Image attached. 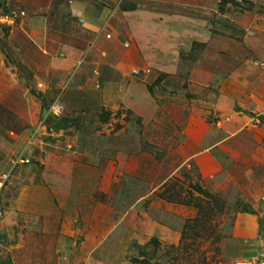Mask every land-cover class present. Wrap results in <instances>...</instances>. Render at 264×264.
<instances>
[{
	"label": "rangeland",
	"instance_id": "obj_1",
	"mask_svg": "<svg viewBox=\"0 0 264 264\" xmlns=\"http://www.w3.org/2000/svg\"><path fill=\"white\" fill-rule=\"evenodd\" d=\"M30 1L0 0V264L57 228L58 264H264V0H83L74 57L42 48L71 0Z\"/></svg>",
	"mask_w": 264,
	"mask_h": 264
},
{
	"label": "crops",
	"instance_id": "obj_2",
	"mask_svg": "<svg viewBox=\"0 0 264 264\" xmlns=\"http://www.w3.org/2000/svg\"><path fill=\"white\" fill-rule=\"evenodd\" d=\"M26 1L29 2L30 0H9V4L11 7H23V5H26L27 7L28 4ZM31 1H34L35 3L31 4ZM31 1L29 3L31 8L36 4L37 9H44L45 5H43V3V6L40 7L37 5V3H39L38 0ZM85 1L71 0L69 3L65 2V4H63V9L66 10L67 13L63 14V17H58L57 20H55L57 21L56 23L54 22V19L47 17L44 40L42 41V48L47 54L51 55L54 49L60 51V53L66 51L69 57H74L77 53L83 50L88 41H94L101 36L102 32H104L102 28L105 19H103L102 13H105L104 9L106 11L107 8H100L93 2L83 4ZM93 1L96 2L95 0ZM52 4L53 2L49 0L47 6L50 7ZM152 14L153 16H156V14ZM52 23H55L56 26ZM54 34L57 39H52L53 43L48 39ZM56 230V234L49 233L45 235L43 234L41 237L37 235L29 237L27 253L31 251V254H33L35 260H31L32 264H46L48 262L58 264L59 254H62L61 250H63L64 247L60 241L61 235L58 234V228ZM251 241L252 244L249 246L251 247L250 249L254 251H256V249L258 250V246L260 245L258 239Z\"/></svg>",
	"mask_w": 264,
	"mask_h": 264
},
{
	"label": "trees",
	"instance_id": "obj_3",
	"mask_svg": "<svg viewBox=\"0 0 264 264\" xmlns=\"http://www.w3.org/2000/svg\"><path fill=\"white\" fill-rule=\"evenodd\" d=\"M229 3H232L235 7H237L239 11H244V10L249 11L251 10L252 5H253L250 1H247V0H240V1L238 0H218L217 1L218 11L219 12L225 11ZM124 8L127 10H133L135 8V3L126 4ZM262 13L264 14V8H262ZM42 120L47 129H50L51 127H58V128L65 127L68 123V120L66 118L58 119L56 116H54L51 113L45 114ZM132 261L134 262L135 260H132Z\"/></svg>",
	"mask_w": 264,
	"mask_h": 264
},
{
	"label": "built area",
	"instance_id": "obj_4",
	"mask_svg": "<svg viewBox=\"0 0 264 264\" xmlns=\"http://www.w3.org/2000/svg\"><path fill=\"white\" fill-rule=\"evenodd\" d=\"M23 14H24V12H22V11L15 12L13 14V16L11 17V19L13 21H15L16 18L20 17ZM105 38H109V34H105ZM124 45L128 46V43H125ZM6 178H7V173H5V171L0 172V189L3 187V184L6 180Z\"/></svg>",
	"mask_w": 264,
	"mask_h": 264
}]
</instances>
